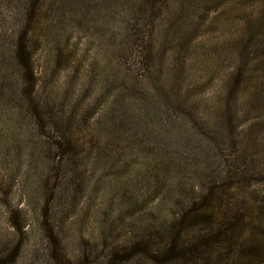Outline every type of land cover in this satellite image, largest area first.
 <instances>
[{
	"label": "rangeland",
	"instance_id": "obj_1",
	"mask_svg": "<svg viewBox=\"0 0 264 264\" xmlns=\"http://www.w3.org/2000/svg\"><path fill=\"white\" fill-rule=\"evenodd\" d=\"M263 18L264 0H0V264L175 261L127 246L213 185L264 222Z\"/></svg>",
	"mask_w": 264,
	"mask_h": 264
},
{
	"label": "trees",
	"instance_id": "obj_2",
	"mask_svg": "<svg viewBox=\"0 0 264 264\" xmlns=\"http://www.w3.org/2000/svg\"><path fill=\"white\" fill-rule=\"evenodd\" d=\"M24 11L23 29L15 35L12 52L16 60L14 70L28 74L31 71L26 45L28 23H34L37 16L33 13V4ZM260 28L264 30V22ZM233 192L225 185H213L205 192L199 191L198 199L176 201L179 208L176 220L164 221L144 238L133 240L127 248L175 258L163 264H250L251 259L264 264V250L259 246L264 244L244 237L250 228L264 229V222H258L247 207L237 204Z\"/></svg>",
	"mask_w": 264,
	"mask_h": 264
}]
</instances>
